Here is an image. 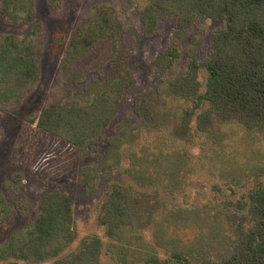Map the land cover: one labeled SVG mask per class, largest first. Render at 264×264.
Wrapping results in <instances>:
<instances>
[{
    "label": "trees",
    "instance_id": "trees-1",
    "mask_svg": "<svg viewBox=\"0 0 264 264\" xmlns=\"http://www.w3.org/2000/svg\"><path fill=\"white\" fill-rule=\"evenodd\" d=\"M89 7L77 20L60 61V71L72 73L75 64L101 44L111 53L123 28V15L135 7L149 38L161 17L167 18L174 35L182 37L197 20L219 24L209 37L210 50L191 55L185 69H177L181 53L178 39L171 38L163 51L150 58L163 91L180 100L179 111L169 128L174 140L191 143L195 136L207 148L226 137L225 127L236 124L264 138V0H117ZM36 0H0V13L7 22L29 18ZM44 28L36 24L23 36L0 34V106L20 103L41 73L38 54L43 47ZM93 92V93H92ZM131 95L133 96L131 99ZM139 116L156 112L157 98L137 92L129 69L115 74L91 91L86 100L50 96L30 118L44 132L81 149L108 129L126 101ZM184 100V103H183ZM162 151L151 160L142 155L133 162V178L165 185L177 183L183 173L182 155L170 158ZM158 160V164H154ZM217 211L226 233L219 245L175 250L169 256L150 255L144 264H264V180H255L241 197L221 202ZM168 221L190 218L198 222L199 212L167 211L160 187L141 189L133 184H111L100 205L97 222L113 242L131 243L135 234L154 223L157 214ZM73 205L70 197L55 190L46 193L32 225L0 245V264H102L103 240L91 236L79 249L61 255L75 239ZM115 264V263H112ZM120 264H127L124 260Z\"/></svg>",
    "mask_w": 264,
    "mask_h": 264
},
{
    "label": "rangeland",
    "instance_id": "rangeland-1",
    "mask_svg": "<svg viewBox=\"0 0 264 264\" xmlns=\"http://www.w3.org/2000/svg\"><path fill=\"white\" fill-rule=\"evenodd\" d=\"M101 2L118 5L117 0H36L32 15L23 21L7 22L0 13V34L23 36L39 23L44 28L43 47L38 54L40 77L23 88L28 91L20 103L0 106V245L30 227L42 197L59 190L70 197L75 222V239L61 255L76 251L91 236L103 240L102 264H120L123 260L144 264L150 255L166 257L179 249L218 246L226 233L218 219L220 203L241 197L255 180H264V138L230 124L225 127L222 142L207 148L200 147L198 136L191 143L176 142L169 128L182 102L165 94L150 67V58L176 37L181 53L177 69L184 70L191 55L208 53L211 31L219 22L199 19L177 37L171 22L161 17L156 32L147 38L133 7L123 15V28L113 53L107 44H101L80 59L72 73H61L60 61L73 26L89 7ZM121 66L135 77L137 92L157 98L154 115H137L128 98L112 125L85 149L42 131L30 121L50 96L86 100ZM162 151L170 158L182 155L183 173L177 183L172 186L168 180L165 185L135 180L133 162L142 155L153 160ZM113 183L141 189L158 186L167 211H198V222L193 218L188 223L168 222L158 213L154 223L135 234L133 242L118 247L122 242H112L97 222L105 192ZM51 263L46 260L37 264Z\"/></svg>",
    "mask_w": 264,
    "mask_h": 264
}]
</instances>
